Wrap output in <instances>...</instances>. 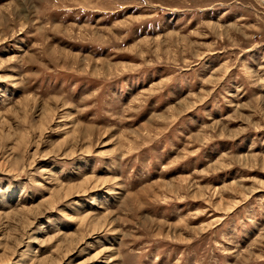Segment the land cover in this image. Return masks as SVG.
<instances>
[{
  "label": "rangeland",
  "instance_id": "obj_1",
  "mask_svg": "<svg viewBox=\"0 0 264 264\" xmlns=\"http://www.w3.org/2000/svg\"><path fill=\"white\" fill-rule=\"evenodd\" d=\"M0 264H264V0H0Z\"/></svg>",
  "mask_w": 264,
  "mask_h": 264
}]
</instances>
